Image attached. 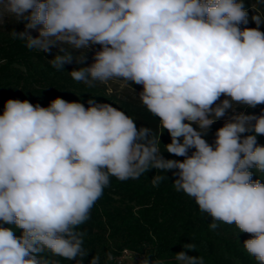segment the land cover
<instances>
[{
	"label": "clouds",
	"instance_id": "obj_1",
	"mask_svg": "<svg viewBox=\"0 0 264 264\" xmlns=\"http://www.w3.org/2000/svg\"><path fill=\"white\" fill-rule=\"evenodd\" d=\"M6 13L26 20V29L42 26L35 38L11 32L28 49L99 44L95 62L71 71L72 79L90 87L115 79L142 85L139 99L170 134L165 150L185 159L163 158L159 136L109 104L90 100L85 108L56 98L45 108L9 99L0 115V222L22 235L0 227V264H58L42 255L46 250L68 260L84 255L76 228L110 177L137 179L151 168L178 169L175 190L212 217L209 228L220 221L251 234L243 247L264 264V184L250 171L264 173L257 143L264 114L233 115L217 130L214 148L202 138L234 105L264 104V32L239 27L248 23L243 0H0V22ZM252 19L259 26L264 14ZM60 52L50 60L58 70L72 60ZM162 179L154 176L153 186ZM175 259L204 264L183 251ZM141 264H149L147 256Z\"/></svg>",
	"mask_w": 264,
	"mask_h": 264
},
{
	"label": "trees",
	"instance_id": "obj_2",
	"mask_svg": "<svg viewBox=\"0 0 264 264\" xmlns=\"http://www.w3.org/2000/svg\"><path fill=\"white\" fill-rule=\"evenodd\" d=\"M243 4L248 12V23L240 24L241 30L259 27L264 32V22L257 26L252 19L257 12L264 14V0H243ZM13 31L22 32L16 25L0 26V61H3L0 62V115H3L9 99L28 101L33 106L45 108L56 98L79 102L85 108L91 106L90 100L109 104L132 118L137 129H152L153 134L159 136L157 146L163 158L181 162L185 159L165 150V145L171 143L170 134L160 127L159 117L152 115L141 100L120 98L118 107L114 106L113 96L104 88L94 84L90 87L72 79L70 72L80 68L71 62L66 63L63 69L54 68L50 60L55 54L28 49L26 41L12 36ZM127 84L143 90L142 85L131 81ZM240 105L245 114H264V104L255 108ZM223 126L222 123H213L202 138L214 148L215 134ZM192 127L199 131L197 124H192ZM257 143L264 146V135L257 136ZM193 151L194 148L189 149L188 155ZM177 171L151 168L139 178L125 181L110 177V184L90 210L89 219L76 228L84 234V255L72 260L53 256L47 250L42 255L58 264H91L94 256L100 257V264H116L115 258L127 250L131 254H140L142 260L147 256L149 264L155 260L162 264H182L175 259V254L183 251L189 256L203 257L204 264H257L243 247V242L251 239V234L240 232L234 224L220 221H216L217 229L211 230L212 217L199 210L194 198L175 190L173 182L178 177L174 172ZM250 171L253 181L259 180L264 184V173L255 168ZM157 175L164 179L154 187L152 180ZM0 227H11L15 236L22 235V230L13 225L0 222ZM186 244L195 245V249L185 248ZM107 253L112 254L111 261L106 260Z\"/></svg>",
	"mask_w": 264,
	"mask_h": 264
},
{
	"label": "rangeland",
	"instance_id": "obj_3",
	"mask_svg": "<svg viewBox=\"0 0 264 264\" xmlns=\"http://www.w3.org/2000/svg\"><path fill=\"white\" fill-rule=\"evenodd\" d=\"M27 21L26 20H20L17 21L16 18L10 14H4L3 21L0 22V26L6 25V24H12L19 26L22 30V32H27L30 34L32 37H38L39 36V31L38 29L42 26H37L35 29H26ZM61 48H65L66 51H68L72 55V60L71 63L75 65L77 68H82V67H89L91 66L95 60V53L99 50H101V46L99 44H90L89 47L84 48V49H76L71 47L70 45L63 44L61 42H57L56 46L51 47L49 52H52L53 54H61L63 55L62 52H60ZM95 86H99L105 89V91L108 94H111L113 96V103L114 106L118 107V99L120 98H132L136 100L139 99V94L142 91L134 89L132 86L127 84L125 81L121 79H115V80H110L107 83H102L100 81H95L93 82ZM109 88H111V92H109ZM226 97L221 96L220 101L225 99ZM220 101H217V103H220ZM215 106V105H214ZM243 110L241 109V105L237 104L234 105L233 109L227 110L226 114L224 117L217 119L214 123H222L225 124L228 122L233 115L241 113ZM250 238H253L250 236ZM142 256L138 253H130V252H125L115 258V263L116 264H139L142 260Z\"/></svg>",
	"mask_w": 264,
	"mask_h": 264
},
{
	"label": "built area",
	"instance_id": "obj_4",
	"mask_svg": "<svg viewBox=\"0 0 264 264\" xmlns=\"http://www.w3.org/2000/svg\"><path fill=\"white\" fill-rule=\"evenodd\" d=\"M125 252H127V250H124Z\"/></svg>",
	"mask_w": 264,
	"mask_h": 264
}]
</instances>
